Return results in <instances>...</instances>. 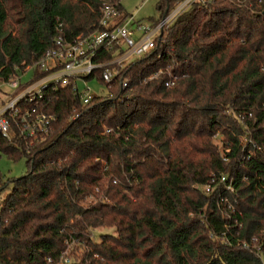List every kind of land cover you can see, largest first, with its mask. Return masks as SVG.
<instances>
[{
  "label": "trees",
  "instance_id": "16d2710c",
  "mask_svg": "<svg viewBox=\"0 0 264 264\" xmlns=\"http://www.w3.org/2000/svg\"><path fill=\"white\" fill-rule=\"evenodd\" d=\"M103 1L122 11L120 0H0V77L39 61L59 23L70 37L95 30ZM179 1L158 0L159 19ZM163 35L126 69L130 97L120 80L85 105L70 86L49 87L37 105L57 118L45 142L0 135V158L27 167L12 181L0 174V193L11 189L0 264H55L68 251L70 264H262L264 155L242 151L238 117L264 140V1L196 2ZM165 66L175 87L140 83ZM221 174L237 192L206 194Z\"/></svg>",
  "mask_w": 264,
  "mask_h": 264
},
{
  "label": "built area",
  "instance_id": "2783aa9c",
  "mask_svg": "<svg viewBox=\"0 0 264 264\" xmlns=\"http://www.w3.org/2000/svg\"><path fill=\"white\" fill-rule=\"evenodd\" d=\"M255 1L260 5L264 0ZM196 2L205 4L207 1L181 0L169 12L167 11L163 18L151 25H145L137 23L133 15L128 18L122 15L117 3L103 1L96 29L89 34L81 33L73 37L68 36L63 24L59 23L52 46L39 61L26 67L16 77L8 79L0 77V135L9 142L16 134L38 143L45 142L57 118L52 114L40 112L37 105L42 100L43 92L49 87L56 89L70 86L78 95L81 104L85 105L99 96L92 95L89 87L86 86L83 91H80L78 84L84 83L85 80L97 79L96 75L99 74V82L107 90L120 80L122 92L126 93V98L130 97L133 91V86H130L132 78L126 76L125 72L135 61L133 57L143 58L155 50L157 41L164 36V31L183 11ZM28 71H33L34 75L31 80L24 83L22 76ZM162 76L165 77L164 85L167 88L176 86L178 75L169 66H165L147 78L140 79V83H147ZM251 117L249 114L248 118ZM238 119L245 128V134L240 143L242 151L248 153V159L257 152L264 155V140L261 139L259 142L254 140L253 132L245 125V117L239 116ZM105 132L109 133L110 130ZM221 140L220 134L214 138V143L219 150L222 148ZM225 152L229 153L230 150L227 149ZM221 153L223 156V150ZM223 160L227 161L226 158ZM220 185L230 195L237 192L233 187L232 179L223 174L218 177L213 175L210 184L202 189L206 194H210L216 192ZM95 192L99 193L98 188ZM86 198L90 200V203L95 201L93 195ZM217 198L219 199L218 207L231 208L229 199L222 196L220 191ZM255 240L253 238V241ZM243 247L248 248L246 244ZM63 254V258L55 264H70L66 252ZM48 262L51 263L50 260Z\"/></svg>",
  "mask_w": 264,
  "mask_h": 264
},
{
  "label": "rangeland",
  "instance_id": "374dc122",
  "mask_svg": "<svg viewBox=\"0 0 264 264\" xmlns=\"http://www.w3.org/2000/svg\"><path fill=\"white\" fill-rule=\"evenodd\" d=\"M208 1V0H205ZM121 7H122V15L126 16L127 18L131 15L134 16V20L137 23L141 24H153L154 22L158 21L160 18V12L158 10V0H120ZM179 3V2H178ZM176 3V4H178ZM175 4V5H176ZM141 57L134 56L133 59H140ZM34 73L33 71H28L27 74L22 76V82L26 83L32 79ZM80 91H83V88L89 87L90 93L95 96H103L107 95L108 90L106 87L99 82L96 78L85 80L83 83L78 84ZM86 86V87H85ZM27 167H26V160L25 158H20L18 161H12L7 156L2 155L0 158V174L2 175L3 182L12 181L15 179H19V177L26 174ZM1 187V186H0ZM10 186L5 188L3 192L0 193V200L3 199V196L10 192ZM84 207L90 206L93 203H90L88 198H85L84 202L82 203ZM108 229H104L107 231ZM103 229L99 228L94 232L95 239H98L97 235L99 232H102ZM69 254V251L66 254ZM67 254V258L69 261H72V257H69ZM262 264H264V256L261 257Z\"/></svg>",
  "mask_w": 264,
  "mask_h": 264
}]
</instances>
